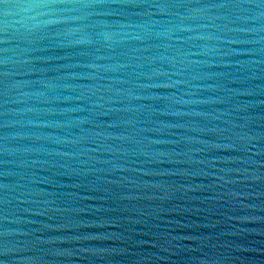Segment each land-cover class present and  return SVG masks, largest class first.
I'll use <instances>...</instances> for the list:
<instances>
[{"label": "water", "instance_id": "obj_1", "mask_svg": "<svg viewBox=\"0 0 264 264\" xmlns=\"http://www.w3.org/2000/svg\"><path fill=\"white\" fill-rule=\"evenodd\" d=\"M0 0V264H264V0Z\"/></svg>", "mask_w": 264, "mask_h": 264}, {"label": "clouds", "instance_id": "obj_2", "mask_svg": "<svg viewBox=\"0 0 264 264\" xmlns=\"http://www.w3.org/2000/svg\"><path fill=\"white\" fill-rule=\"evenodd\" d=\"M25 11H34L36 13L35 16H30L27 19L35 20L40 16H48L54 15L55 13L52 11H43V10H51L55 7L53 0H34V2L27 3L22 6Z\"/></svg>", "mask_w": 264, "mask_h": 264}]
</instances>
